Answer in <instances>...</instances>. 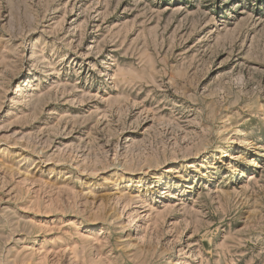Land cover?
<instances>
[{
	"label": "rangeland",
	"instance_id": "1",
	"mask_svg": "<svg viewBox=\"0 0 264 264\" xmlns=\"http://www.w3.org/2000/svg\"><path fill=\"white\" fill-rule=\"evenodd\" d=\"M0 264H264V0H0Z\"/></svg>",
	"mask_w": 264,
	"mask_h": 264
}]
</instances>
